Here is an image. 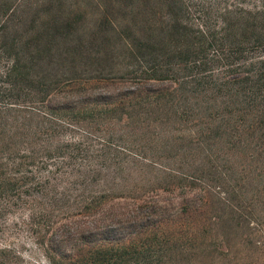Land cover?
Instances as JSON below:
<instances>
[{
	"label": "trees",
	"instance_id": "1",
	"mask_svg": "<svg viewBox=\"0 0 264 264\" xmlns=\"http://www.w3.org/2000/svg\"><path fill=\"white\" fill-rule=\"evenodd\" d=\"M119 82L132 87L87 93ZM81 121L108 144L153 124L168 161L122 149L166 181L154 197H82L77 217L93 221L36 241L46 264H264L263 3L0 0V189L74 158L73 141L48 139ZM31 200L29 217L53 215ZM23 261L0 245V264H42Z\"/></svg>",
	"mask_w": 264,
	"mask_h": 264
},
{
	"label": "rangeland",
	"instance_id": "2",
	"mask_svg": "<svg viewBox=\"0 0 264 264\" xmlns=\"http://www.w3.org/2000/svg\"><path fill=\"white\" fill-rule=\"evenodd\" d=\"M242 1L245 5L264 4V0ZM157 84L151 83V86ZM131 87L130 83L125 82L116 83L114 87L99 84L87 93L107 94L111 89ZM67 98H71V95H68L67 91L61 92L54 96V101L60 102ZM52 125L48 142L53 144L57 141H73L75 145H66V149H63L64 153L61 154L70 153L74 158L62 160L60 157L44 164L36 162L27 166L33 174L24 184L13 182V187H7L8 189L4 191L0 189V245L15 247L20 251L23 262L46 264L42 250L36 244L42 236L43 239L57 240L62 231L71 238L75 231L90 226L93 216L77 217L79 208L75 205H79L78 201L82 197L106 194L135 196L150 185L151 193L149 192L148 196L154 197L153 186L160 182L164 184L166 181L165 176L156 168L145 166L141 159L134 158L131 153L122 149L127 147L134 152L142 151L162 163L168 161L164 153L158 149L155 134L160 131L153 124L147 128L141 126L133 133L127 132L125 137L114 144L99 140L97 136L101 135L100 132L95 129L90 130L89 125L83 121L71 126ZM123 125V123L116 124V129L122 128ZM84 130L92 131V134L83 133ZM73 146L76 148H71ZM82 177L87 178L86 184L81 186L79 183ZM19 193V198H12L13 195L17 197ZM165 196V193H161L160 198L165 199ZM63 197H66L65 202L57 201ZM31 199L50 203L53 215L47 216L44 220L35 214H30L29 217V207L36 205ZM117 201L112 202L115 207L118 206ZM145 210L140 209L139 213L144 214ZM254 237L262 241L264 234L255 233ZM259 262H264V255Z\"/></svg>",
	"mask_w": 264,
	"mask_h": 264
}]
</instances>
